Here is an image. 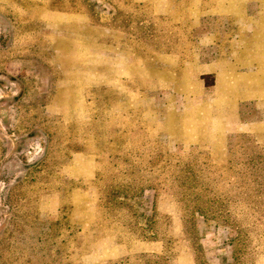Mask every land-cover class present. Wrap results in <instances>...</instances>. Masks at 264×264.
Wrapping results in <instances>:
<instances>
[{"label":"rangeland","instance_id":"1","mask_svg":"<svg viewBox=\"0 0 264 264\" xmlns=\"http://www.w3.org/2000/svg\"><path fill=\"white\" fill-rule=\"evenodd\" d=\"M0 264H264V0H0Z\"/></svg>","mask_w":264,"mask_h":264}]
</instances>
